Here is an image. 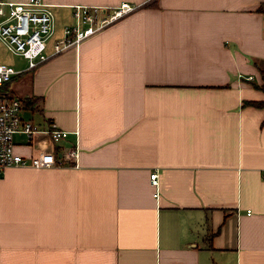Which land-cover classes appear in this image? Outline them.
Here are the masks:
<instances>
[{"label": "crops", "instance_id": "0c3cea01", "mask_svg": "<svg viewBox=\"0 0 264 264\" xmlns=\"http://www.w3.org/2000/svg\"><path fill=\"white\" fill-rule=\"evenodd\" d=\"M42 1L47 52L77 4L138 7L33 68L8 63L23 117L69 131L16 134V152L78 156L4 170L0 264H264V0Z\"/></svg>", "mask_w": 264, "mask_h": 264}, {"label": "built area", "instance_id": "2783aa9c", "mask_svg": "<svg viewBox=\"0 0 264 264\" xmlns=\"http://www.w3.org/2000/svg\"><path fill=\"white\" fill-rule=\"evenodd\" d=\"M137 7L138 4L127 1L111 8L77 4L72 12L74 23L64 26L63 37L56 40L51 52H47V40L55 27L50 4L42 0H0V40L8 50L26 58L27 68H33L65 48L77 46L84 38ZM19 72L20 70L12 65L0 62V178L4 170L11 166L45 168L62 166L66 160L74 161L76 164L78 156L76 146L67 148L60 152V155L53 149L31 155L16 152L14 141L16 134L25 135L30 144L33 136L38 133L45 134L51 142L56 143L66 138L69 132L54 122H49L45 126L23 117L21 98L12 95L6 88L8 82ZM149 177L156 188L154 195L157 196L158 171L152 170ZM262 178L264 179V171Z\"/></svg>", "mask_w": 264, "mask_h": 264}, {"label": "rangeland", "instance_id": "374dc122", "mask_svg": "<svg viewBox=\"0 0 264 264\" xmlns=\"http://www.w3.org/2000/svg\"><path fill=\"white\" fill-rule=\"evenodd\" d=\"M73 23L74 21H72L69 24H73ZM0 53H1V56L3 57L2 61L4 62L12 64V61H13L15 65H19V64L25 65L26 64L25 58H23L22 56L12 54L1 43H0Z\"/></svg>", "mask_w": 264, "mask_h": 264}, {"label": "trees", "instance_id": "16d2710c", "mask_svg": "<svg viewBox=\"0 0 264 264\" xmlns=\"http://www.w3.org/2000/svg\"><path fill=\"white\" fill-rule=\"evenodd\" d=\"M258 9L261 10V11H264V3L260 4L259 7H258ZM259 87H260V89H262L264 91V81H263V83ZM26 102L27 103H30V102L32 103L33 102V99H30V98L24 99L23 100V103H26ZM253 103L255 105H262V104L264 105V102H262V101H255Z\"/></svg>", "mask_w": 264, "mask_h": 264}, {"label": "water", "instance_id": "95a60500", "mask_svg": "<svg viewBox=\"0 0 264 264\" xmlns=\"http://www.w3.org/2000/svg\"><path fill=\"white\" fill-rule=\"evenodd\" d=\"M58 155H60V154H58Z\"/></svg>", "mask_w": 264, "mask_h": 264}]
</instances>
